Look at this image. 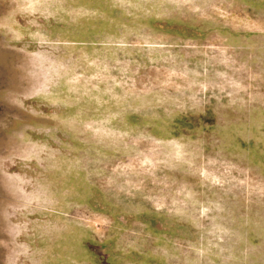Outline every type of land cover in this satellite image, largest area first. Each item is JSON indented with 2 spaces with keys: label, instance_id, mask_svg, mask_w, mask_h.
I'll return each instance as SVG.
<instances>
[{
  "label": "rangeland",
  "instance_id": "obj_1",
  "mask_svg": "<svg viewBox=\"0 0 264 264\" xmlns=\"http://www.w3.org/2000/svg\"><path fill=\"white\" fill-rule=\"evenodd\" d=\"M0 264H264V0H0Z\"/></svg>",
  "mask_w": 264,
  "mask_h": 264
}]
</instances>
